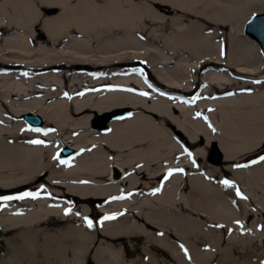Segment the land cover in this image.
I'll return each instance as SVG.
<instances>
[{
	"label": "bare ground",
	"instance_id": "1",
	"mask_svg": "<svg viewBox=\"0 0 264 264\" xmlns=\"http://www.w3.org/2000/svg\"><path fill=\"white\" fill-rule=\"evenodd\" d=\"M263 13L264 0H0V227L20 239L0 264H264V160L223 167L242 193L200 163L214 142L228 163L263 148L264 58L245 33Z\"/></svg>",
	"mask_w": 264,
	"mask_h": 264
},
{
	"label": "water",
	"instance_id": "2",
	"mask_svg": "<svg viewBox=\"0 0 264 264\" xmlns=\"http://www.w3.org/2000/svg\"><path fill=\"white\" fill-rule=\"evenodd\" d=\"M162 10L166 12L169 11L168 8H166L165 6L162 7ZM245 33L250 38H252L253 40L257 42V44L260 47L261 54L264 58V13L254 14L249 19V21L247 22L245 26ZM131 113H132L131 108H125V109L117 110L114 113L107 114L104 117L99 118L100 119V122H98L99 127L101 129H105L106 124L110 122L111 120H114L116 118L126 117L130 115ZM25 120L29 125L35 126L37 128H41L44 125L41 117L36 116V115H31V114L27 115L25 116ZM263 146H264V143H263ZM62 155L64 156V158L68 159V158L75 156L76 153L72 149L66 147L62 149ZM208 159L210 163L215 164V165H220L224 161V156L222 154V151L220 150L219 145L215 142L211 144V150H210ZM116 177H119L118 173H116ZM3 234H4V230L2 227H0V241L3 237ZM88 264H96V263L90 262Z\"/></svg>",
	"mask_w": 264,
	"mask_h": 264
},
{
	"label": "rangeland",
	"instance_id": "3",
	"mask_svg": "<svg viewBox=\"0 0 264 264\" xmlns=\"http://www.w3.org/2000/svg\"><path fill=\"white\" fill-rule=\"evenodd\" d=\"M142 67H145V66L143 65ZM148 78L150 79V81L152 83L155 82L154 77L150 73L148 74ZM156 86H157V88L160 87V89H162V87L159 84H157ZM190 98H193V96H191ZM99 118H101V116ZM202 144H203V142H202ZM210 150H211V145H210L209 150H208V156H209ZM263 154H264V147L258 151H255L253 153L247 154L244 157H241V159H239L237 162L236 161L232 162V163L223 162L220 165H214V164H211L209 162L208 157H207V161L201 160L200 163H201L202 167L204 168V170L202 172H206V170H208V169H214L211 166L217 167L218 171L215 173L214 181L219 182V183L221 182L223 184L222 181L227 180L229 182L228 185L231 188H233V189L236 188L237 190H239L242 193V184H241V182L235 181L233 179V171H237L240 168L248 167L249 166L248 163H250L253 160L255 161V160L259 159L260 157L263 156ZM60 156L62 157V155H60ZM227 164L231 165L233 171H222L223 167ZM25 193H28V191H23L19 194L12 196L11 198L24 196ZM256 200L252 197L250 201L252 203V206L258 208ZM263 202H264V199H263ZM89 210L91 213L93 212L94 214H96L97 207L96 206H91V207L89 206ZM136 243H138V242L136 241ZM19 245H20V239H19L17 232L15 230L7 231V232L4 231L3 237L0 241V257L7 256L10 253L11 247H13V246L17 247ZM90 258H91V256H90ZM129 259L133 260L132 257H129ZM89 262H92V261L88 259L87 263H89Z\"/></svg>",
	"mask_w": 264,
	"mask_h": 264
},
{
	"label": "snow or ice",
	"instance_id": "4",
	"mask_svg": "<svg viewBox=\"0 0 264 264\" xmlns=\"http://www.w3.org/2000/svg\"><path fill=\"white\" fill-rule=\"evenodd\" d=\"M145 95H146V94H145ZM36 131H40V130L37 129ZM33 143H43V141H39V140H37V141H33ZM261 159L264 160V157H261ZM181 171H182V170H181ZM170 174H171V173H170ZM223 183L227 185L229 182H228L227 180H225V181H223ZM24 195L31 196L32 194H31V193H25ZM237 195H240L239 191H237ZM18 198L22 199L23 196L18 197ZM4 199H11V197H5ZM65 214L67 215L68 212L66 211ZM113 218H115V217H114V216H106V217H104V219H113ZM85 219L87 220V218H85ZM88 226H89V227H92V222H91L90 220L88 221Z\"/></svg>",
	"mask_w": 264,
	"mask_h": 264
},
{
	"label": "flooded vegetation",
	"instance_id": "5",
	"mask_svg": "<svg viewBox=\"0 0 264 264\" xmlns=\"http://www.w3.org/2000/svg\"><path fill=\"white\" fill-rule=\"evenodd\" d=\"M141 66H143V64Z\"/></svg>",
	"mask_w": 264,
	"mask_h": 264
}]
</instances>
